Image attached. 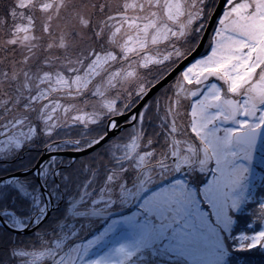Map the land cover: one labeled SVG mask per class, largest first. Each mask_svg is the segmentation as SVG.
I'll list each match as a JSON object with an SVG mask.
<instances>
[{
    "label": "snow or ice",
    "instance_id": "snow-or-ice-1",
    "mask_svg": "<svg viewBox=\"0 0 264 264\" xmlns=\"http://www.w3.org/2000/svg\"><path fill=\"white\" fill-rule=\"evenodd\" d=\"M218 4L0 3V264H264V0Z\"/></svg>",
    "mask_w": 264,
    "mask_h": 264
},
{
    "label": "water",
    "instance_id": "water-1",
    "mask_svg": "<svg viewBox=\"0 0 264 264\" xmlns=\"http://www.w3.org/2000/svg\"><path fill=\"white\" fill-rule=\"evenodd\" d=\"M223 6V0H219V4L217 6L216 12L213 14V20L212 23L215 22L216 16L219 14L221 7ZM200 49H197L196 53H193V55H197L199 53ZM189 59H191V57H189ZM188 61H185V63ZM79 155V154H76Z\"/></svg>",
    "mask_w": 264,
    "mask_h": 264
},
{
    "label": "trees",
    "instance_id": "trees-1",
    "mask_svg": "<svg viewBox=\"0 0 264 264\" xmlns=\"http://www.w3.org/2000/svg\"><path fill=\"white\" fill-rule=\"evenodd\" d=\"M239 227L242 228V227H243V224L241 223V224L239 225ZM241 255H243V254H241Z\"/></svg>",
    "mask_w": 264,
    "mask_h": 264
},
{
    "label": "rangeland",
    "instance_id": "rangeland-1",
    "mask_svg": "<svg viewBox=\"0 0 264 264\" xmlns=\"http://www.w3.org/2000/svg\"><path fill=\"white\" fill-rule=\"evenodd\" d=\"M3 2V0H0V3H2Z\"/></svg>",
    "mask_w": 264,
    "mask_h": 264
},
{
    "label": "flooded vegetation",
    "instance_id": "flooded-vegetation-1",
    "mask_svg": "<svg viewBox=\"0 0 264 264\" xmlns=\"http://www.w3.org/2000/svg\"><path fill=\"white\" fill-rule=\"evenodd\" d=\"M187 63V62H186Z\"/></svg>",
    "mask_w": 264,
    "mask_h": 264
}]
</instances>
